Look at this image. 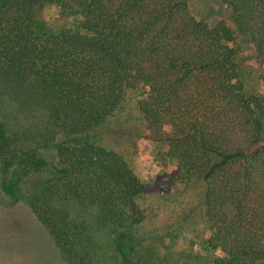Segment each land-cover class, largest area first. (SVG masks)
<instances>
[{"label":"trees","instance_id":"obj_1","mask_svg":"<svg viewBox=\"0 0 264 264\" xmlns=\"http://www.w3.org/2000/svg\"><path fill=\"white\" fill-rule=\"evenodd\" d=\"M221 2L235 26L199 16L189 0H0V190L15 198L31 175L44 177L34 209L63 264L101 262L61 215L66 202L116 229L120 264L198 258L175 254L168 233L131 235L146 218L145 184L101 142L126 127L111 120L128 103L176 166L170 183L206 185L205 247L218 253L206 264H264V94L236 63L245 36L264 87V0Z\"/></svg>","mask_w":264,"mask_h":264},{"label":"rangeland","instance_id":"obj_2","mask_svg":"<svg viewBox=\"0 0 264 264\" xmlns=\"http://www.w3.org/2000/svg\"><path fill=\"white\" fill-rule=\"evenodd\" d=\"M189 1L199 16L224 20L235 26L233 12L221 0ZM236 47V63L243 72L244 83L251 92L263 95V68L256 59L254 46L245 36L239 35ZM128 105L126 113L111 120V124H115L113 126L126 127H116L115 133L107 132L101 136V142L121 152L145 184L141 203L146 218L141 224L132 227L131 235L135 239L144 238L147 242L149 236L168 233L173 239L171 243L175 254H189L198 257L194 259L195 264H206L207 256L218 254L209 252L205 247L210 236L204 210L206 185L203 182H192L185 186L170 183L176 166L170 162L164 164L161 153L166 148L143 137L136 110L133 104ZM46 155H52V152ZM43 179L41 175H31L15 198L5 196L0 190V264H63L51 235L39 221L34 209ZM86 210L82 215L84 207L73 202L59 206L61 215L64 212L69 225L82 227L96 256L101 259L100 264H120L112 256L116 229L96 223L93 225L92 207ZM82 219L86 222L83 225L86 230L79 225ZM166 243L170 244L169 241Z\"/></svg>","mask_w":264,"mask_h":264}]
</instances>
